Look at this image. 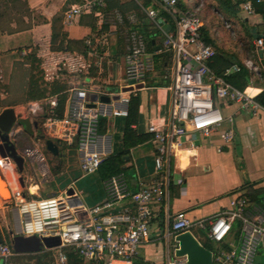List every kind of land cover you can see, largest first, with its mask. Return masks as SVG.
I'll return each instance as SVG.
<instances>
[{
  "label": "built area",
  "instance_id": "2783aa9c",
  "mask_svg": "<svg viewBox=\"0 0 264 264\" xmlns=\"http://www.w3.org/2000/svg\"><path fill=\"white\" fill-rule=\"evenodd\" d=\"M149 25L157 29L163 38L162 45L155 51L148 47L146 37L138 28L141 20L137 11L125 17L127 29V50L125 52V82L131 90L114 92L107 88L79 80L72 74L69 78L64 113L58 115L57 95L31 101L27 112L44 115V131L57 145L76 147L80 168L84 175L96 174L103 160L111 152L108 134L100 132L101 118L126 117L131 96L138 85L145 86L147 77L156 71L155 55L171 53V62L164 68V78L169 82L172 104L169 120L165 123L151 122L146 130L155 143L153 156L156 177L151 182L137 179L138 188H131L126 172L104 181L105 197L102 201L89 204L81 190L66 195H52L45 198L27 197L20 188L14 189L9 200L0 196V209L6 205L19 210L21 234L25 236L58 237L59 248H73L86 263L94 264H150L138 263L139 248L151 241V220L155 205L167 204L169 184L173 174L184 175L191 171L190 157L196 147L195 134L209 138L219 131L221 144H230L235 137L234 118L226 116L225 107L238 105L243 111L257 116L264 113V106L254 93L253 78L245 89L230 83L226 76L240 72L241 65L232 63L223 74H218L209 65L217 54L207 44L201 29L204 20L199 11L183 7L178 0H133ZM264 0H246L240 10L246 16L257 13V6ZM105 0H83L73 4L64 12V22L72 23L75 18L93 13L103 17L101 8ZM123 23V14L115 10ZM264 24V10L261 12ZM90 46L92 41L87 40ZM259 62L264 60V34L254 41ZM90 65L87 66L89 68ZM245 66L260 74V69L251 60ZM76 67L72 69V73ZM2 78V76H1ZM91 94L106 95L109 103L99 99L96 107L89 105ZM120 98L115 100V96ZM224 124H228L224 128ZM30 150H27L29 152ZM4 161L0 160V164ZM6 161V159H5ZM179 163V164H178ZM184 169V170H183ZM69 190V189H68ZM236 221L240 222V241L225 248L221 244L229 236ZM201 230L211 241L219 244L214 251L213 264H255L258 248L264 239V203L251 202L247 197L232 198L230 206L219 214L193 220L185 211L167 217L164 238L168 244L166 264H186L185 257H171L174 250L172 238L183 231ZM174 253V252H173ZM16 254L6 242H0V261H7ZM68 257L63 250L58 254L57 264H67Z\"/></svg>",
  "mask_w": 264,
  "mask_h": 264
},
{
  "label": "crops",
  "instance_id": "0c3cea01",
  "mask_svg": "<svg viewBox=\"0 0 264 264\" xmlns=\"http://www.w3.org/2000/svg\"><path fill=\"white\" fill-rule=\"evenodd\" d=\"M27 2L33 11V15L30 19L26 18L25 20L26 22H32V27L15 33L0 31V72L2 79L8 81L13 79L16 63L18 64V62H27L23 64V69L29 70L32 64L30 56L33 52H37V58L41 60L42 68L46 72L47 77L45 79L47 81L61 80L60 76L63 73L60 74L59 70L72 71V68L80 67L86 75L84 81L94 82L114 92L124 91L126 88L125 57L117 53V48L116 50L111 48V53L105 61L103 59L98 61V76L90 75L92 64L89 62L88 57L81 53L52 50V20L57 15L62 16V30L68 35V38L72 40L84 39L86 42L90 40L94 43V33L90 27L91 15L89 13L83 14L75 18L72 23L66 24L64 22V12L70 6L76 4L72 0H27ZM238 16L244 20L245 25L241 27V37L245 33L253 36L252 48L251 45L247 44L248 55L242 61L245 66V63L251 60L260 69L261 75L249 70L253 74L251 78L254 81V93L258 95L264 89V77L262 76V73H264V60L258 61L254 41L257 36L264 34L263 16L261 13L246 16L241 10ZM96 18L99 22L100 18L97 16ZM221 35L222 32L219 31V39ZM243 42L240 41L239 44L242 45ZM159 46L158 44L155 50ZM88 65H90L89 68H87ZM69 78H67L68 85ZM168 85L169 82L164 78V69L161 73L156 68V71L147 77L145 86L140 84L135 95L133 93L129 94L131 97L137 96L139 98L137 121L131 125L133 129L139 133H148L146 127L149 123H165L169 120L172 92ZM124 93L128 94L125 91ZM19 106L22 105L10 107L15 109L17 116L20 112L22 113V109H27L26 106ZM5 109L0 106V114ZM224 111L226 116L232 115L234 118V140L230 144L224 145L222 151L219 152L217 150L218 145L221 144L219 131L214 132L209 138H203L199 134H195L196 147L191 152L192 156L188 167L191 168V171L187 174V170L183 169L184 175L173 174L171 176L168 206L167 204L155 205L150 224L152 238L150 242L139 248L136 258L138 263L166 264L168 244L164 234L167 229L168 215L173 216L177 212L185 211L193 220L204 219L219 214L223 209L230 206L232 198L241 196L247 197L253 203H264V113L254 116L234 104L226 106ZM21 119L18 118L17 123L14 125L10 133V139L14 142L18 155L22 156L23 161L18 165L9 157L8 147L4 148L3 152L6 156H3L0 152V160L4 159L3 163L0 164V179L6 183L5 185L10 193L14 189L20 188L27 197L40 198L36 190L39 185L27 188L24 177L21 175L25 169V158L21 154L18 136L26 131L20 122ZM106 121L107 129L102 134H109L111 131L114 134V136L111 135L110 139L111 152L108 154L109 156L120 151L123 146L126 117L106 118ZM227 126L228 124H224V128ZM114 139L120 142L118 150L115 149ZM154 152L155 143L151 135L147 141L130 149L125 166L129 168L126 173L130 177L133 190L138 188V178L144 182H151L156 177L153 162ZM97 177L99 178L98 174ZM21 179L24 181V186ZM99 182V184H95L99 201L93 204L102 201L105 197L104 181ZM81 191L83 192V190ZM240 225L237 221L234 223L233 229L225 242L221 244L222 246L228 248L230 244L237 245L239 243ZM17 234H21V214L18 209L6 205L0 209V237L7 243L8 238H13ZM194 234L203 244H211L214 248L213 251L219 246V244L208 239L204 231L194 230ZM43 251L28 253H17L15 251L14 256L40 255ZM170 255L171 257L174 256L173 251ZM255 264H264V239L258 248Z\"/></svg>",
  "mask_w": 264,
  "mask_h": 264
},
{
  "label": "trees",
  "instance_id": "16d2710c",
  "mask_svg": "<svg viewBox=\"0 0 264 264\" xmlns=\"http://www.w3.org/2000/svg\"><path fill=\"white\" fill-rule=\"evenodd\" d=\"M73 2L81 3L83 0H72ZM246 0H211L210 7L213 9L214 14L211 17H208L207 8L201 5V0H196L198 5H201L202 18L204 20V26L201 29L203 40L212 45L217 54L210 61L209 65L213 70H215L218 74H223L225 69L229 67L232 63H238L241 65V71L231 73L226 76V79L232 83L234 86L245 89L249 85V81L251 76L253 75L249 69L244 66L241 58L238 59L237 62H233L230 60L229 51H226L222 46L221 41L218 37L219 31L223 32L228 28H232L233 24L237 23L238 14L240 13V5ZM255 1V0H253ZM178 2L183 7H189L188 5L183 3V0H178ZM106 5L101 8L103 13L119 10L123 14H128L132 11H137L139 18L141 20V24L135 26L134 28H138L142 31L146 37L148 47L151 51H155V47L159 44L162 45L163 38L159 35L157 29L153 28L147 22L145 18V14L140 11L139 6L133 1L128 0L124 2L123 0H105ZM146 3H150V0H146ZM264 10V2L257 6V11L259 13ZM91 15L90 27L93 30V33L97 32V22L98 19L93 13H89ZM33 15V11L30 9L27 0H0V31L7 33H15L18 31L30 29L32 27V22H26V18H31ZM14 25V26H13ZM52 50L54 51H76L88 57L89 46H87L86 41L83 40H72L68 38V35L62 30V16L57 15L52 20ZM241 37V36H240ZM253 36L251 34H245L241 37V41H248V45L250 46L252 43ZM106 42L105 40L99 41L100 50L105 48ZM252 48V45H251ZM29 60V57H28ZM30 60L32 64L29 68V79L26 90V95L22 100H2L0 101V106L3 108L16 107L18 105L27 104L33 100H40L43 98H47L53 95H57L58 99V107L56 112L58 115L62 116L64 113L65 102L67 98L66 91L69 87L68 79L66 80H54L51 82L49 89L42 88L35 79V75L32 73L33 68L36 63H41V60L37 58V52H33L30 56ZM27 61V60H26ZM156 68L163 73V69L166 64H169L171 61V53L170 52H162L160 54L155 55ZM27 63L25 61L16 63V68L20 66H24L23 64ZM98 72V67L93 65L90 69V75L95 76V73ZM1 73V72H0ZM264 77V73H262ZM0 79L1 74H0ZM5 90V85L1 84L0 80V92ZM257 100L264 106V89L257 95ZM138 106H139V98L136 96H132L130 99L128 116H126V125L124 129L123 135V146L120 151L115 152L109 156H107L100 168L97 172L99 176V180L101 182L111 178L114 175H117L121 172H126L129 168L125 166L127 162V156L130 153V149L147 141L150 138L149 133H139L137 130L133 129L131 125L137 121L138 117ZM47 114V112H46ZM46 114L42 115L44 124ZM105 118H101V126L100 132L104 133L107 129V123ZM43 139L46 141L50 139L49 136L45 133L44 127L42 131ZM152 136V135H151ZM57 143V142H56ZM58 144V143H57ZM59 145V144H58ZM67 147L59 146V155L60 157L65 154V150ZM239 222V221H237ZM240 223V222H239ZM207 248L214 250L211 244H204ZM66 254L68 257L67 264H88L83 261L77 251L72 248L66 249ZM90 264V263H89ZM94 264V263H91Z\"/></svg>",
  "mask_w": 264,
  "mask_h": 264
},
{
  "label": "rangeland",
  "instance_id": "374dc122",
  "mask_svg": "<svg viewBox=\"0 0 264 264\" xmlns=\"http://www.w3.org/2000/svg\"><path fill=\"white\" fill-rule=\"evenodd\" d=\"M123 1L127 2L128 0ZM201 2V5L207 8V14L210 18L211 15L214 14L213 9L209 6L211 0H201ZM183 3L193 10H196L198 7L196 0H183ZM198 13L202 16L201 10ZM127 15L123 14V20ZM99 18L100 21L97 22V32L94 33V44L92 45V49L94 50L89 51L88 53L89 62L92 64H90V67L95 64L98 66V61H101L102 59L105 61L111 53V48H113V50H116L117 48V53L120 56H125L127 50V29L125 20L121 23L116 11L107 12L103 17ZM238 19L237 23H234L232 28L224 30L220 37L222 46L226 51H229V58L233 62H237L239 58L243 60L248 55V47H246L248 41H244L242 45L239 44L241 41V27H244L245 25L243 19H240L239 16ZM101 40H105L106 46L100 50L99 41ZM34 66L32 73L35 75V79L38 80L42 88L49 89L51 84L49 82L51 81L45 79L47 76L41 63L35 62ZM23 68L24 67L20 65L16 68L11 81L0 79L1 84L5 85V90L3 89L2 92H0V101L22 100L23 97H25L29 79V70ZM74 70H76L74 73L64 69L59 70L58 72L60 74L63 73L60 76L61 80H66L72 74L77 75L79 80H83L86 75L81 71L80 67H77ZM96 75L98 76V72L95 73V76ZM25 106L27 107V104H23L19 107ZM18 118H27L32 122H37V127L33 126L32 134L24 131L18 136L21 154L25 158V169L21 175L24 177L26 187L30 188L31 186L38 184L39 188L36 190L40 198L61 195V193L66 195L68 189L74 187L78 191L83 190L82 196L89 202V204L99 201V194L96 191L97 187L95 184H99L100 180L97 177V173L94 175H84L80 168L76 147L69 146L65 150V154L61 157L54 156L46 149L45 141L42 137L44 127V124L42 127V115H33L28 113L27 109H22V113H19ZM108 135L114 136L112 131ZM113 143L116 144L115 149L118 150L120 148L119 140L114 139ZM28 149L30 150L29 152H27ZM4 184L6 183L4 182ZM6 188L8 187L6 186ZM8 193L9 195L7 197L3 196L5 199H10L11 193L10 191ZM7 243L13 248L12 238H8ZM66 249L67 248L59 247L52 249L45 248L40 255H18L11 258L7 263L4 260H1L0 264H57L59 252L62 250L65 252Z\"/></svg>",
  "mask_w": 264,
  "mask_h": 264
},
{
  "label": "water",
  "instance_id": "95a60500",
  "mask_svg": "<svg viewBox=\"0 0 264 264\" xmlns=\"http://www.w3.org/2000/svg\"><path fill=\"white\" fill-rule=\"evenodd\" d=\"M132 88H125L124 91L131 90ZM120 96L117 95L113 99L117 100ZM100 100L103 103H109L111 98L106 95L98 97L97 94H91L90 100L92 101L89 105L96 107V101ZM18 121V116L14 108H6L0 114V152L3 156V149L8 147L9 157L12 158L18 165L23 161L22 156L18 155L14 142L11 141V132L14 125ZM27 132L32 133L33 126L37 127L36 121H31L27 118L20 120ZM197 143H199L197 141ZM46 149L54 156L59 155V147L52 140L47 139L45 142ZM3 152V153H2ZM22 169V167L20 166ZM196 171V170H195ZM22 185L24 181L21 179ZM74 192L73 188L68 190L69 194ZM1 194V193H0ZM2 196V195H1ZM3 197V196H2ZM0 242H4V239L0 237ZM13 248L17 253H28V252H39L45 248L52 249L61 245L60 238L58 237H38V236H25L17 234L12 238ZM172 245L174 247L175 257H185L186 264H213L214 251L207 248L191 230H186L176 234L172 238Z\"/></svg>",
  "mask_w": 264,
  "mask_h": 264
},
{
  "label": "bare ground",
  "instance_id": "6f19581e",
  "mask_svg": "<svg viewBox=\"0 0 264 264\" xmlns=\"http://www.w3.org/2000/svg\"><path fill=\"white\" fill-rule=\"evenodd\" d=\"M8 192L9 191H7V188L4 184V182L0 179V193H1V195L7 197L9 195Z\"/></svg>",
  "mask_w": 264,
  "mask_h": 264
}]
</instances>
